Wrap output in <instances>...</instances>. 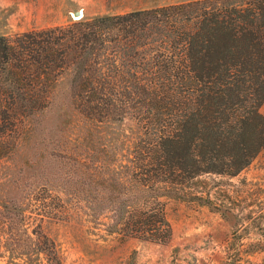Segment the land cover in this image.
I'll list each match as a JSON object with an SVG mask.
<instances>
[{"label": "trees", "instance_id": "obj_1", "mask_svg": "<svg viewBox=\"0 0 264 264\" xmlns=\"http://www.w3.org/2000/svg\"><path fill=\"white\" fill-rule=\"evenodd\" d=\"M67 73L84 117L133 128L123 158L98 157V187L82 198L111 233L169 242L171 200L220 211L195 180L236 176L264 150V0H191L1 35L0 155ZM53 198L46 216L64 219ZM32 233L29 252L63 264L41 223Z\"/></svg>", "mask_w": 264, "mask_h": 264}, {"label": "rangeland", "instance_id": "obj_2", "mask_svg": "<svg viewBox=\"0 0 264 264\" xmlns=\"http://www.w3.org/2000/svg\"><path fill=\"white\" fill-rule=\"evenodd\" d=\"M184 1L191 0H0V36L66 25L78 20V10L94 17ZM71 79L69 73L60 78L49 106L0 155V264H47L29 252L39 223L63 264H264V249H254L264 239V150L236 176L195 180L220 211L200 199L171 200L167 243L111 233L106 217L88 213L82 198L98 187V157L123 158L134 135L130 125H97L84 117ZM56 193L68 207L64 219L46 216L45 209L58 210Z\"/></svg>", "mask_w": 264, "mask_h": 264}, {"label": "water", "instance_id": "obj_3", "mask_svg": "<svg viewBox=\"0 0 264 264\" xmlns=\"http://www.w3.org/2000/svg\"><path fill=\"white\" fill-rule=\"evenodd\" d=\"M79 13H80V11H79V10H78V11H76V14H77V15H79ZM83 16H84V14L82 13V15H80L78 19L82 18Z\"/></svg>", "mask_w": 264, "mask_h": 264}, {"label": "bare ground", "instance_id": "obj_4", "mask_svg": "<svg viewBox=\"0 0 264 264\" xmlns=\"http://www.w3.org/2000/svg\"><path fill=\"white\" fill-rule=\"evenodd\" d=\"M81 14H82V12L80 11L79 15H81Z\"/></svg>", "mask_w": 264, "mask_h": 264}]
</instances>
